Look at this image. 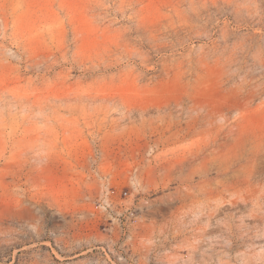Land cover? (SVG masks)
I'll use <instances>...</instances> for the list:
<instances>
[{"label": "rangeland", "instance_id": "obj_1", "mask_svg": "<svg viewBox=\"0 0 264 264\" xmlns=\"http://www.w3.org/2000/svg\"><path fill=\"white\" fill-rule=\"evenodd\" d=\"M0 264H264V0H0Z\"/></svg>", "mask_w": 264, "mask_h": 264}]
</instances>
